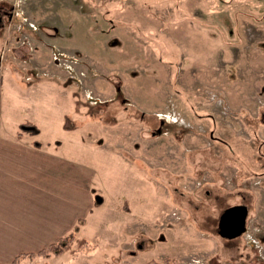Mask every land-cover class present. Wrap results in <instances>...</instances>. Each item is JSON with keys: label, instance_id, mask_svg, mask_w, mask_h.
Returning a JSON list of instances; mask_svg holds the SVG:
<instances>
[{"label": "rangeland", "instance_id": "374dc122", "mask_svg": "<svg viewBox=\"0 0 264 264\" xmlns=\"http://www.w3.org/2000/svg\"><path fill=\"white\" fill-rule=\"evenodd\" d=\"M1 9L0 68L44 86L12 93L15 123L91 167L102 204L68 251L17 264H264V0ZM237 205L246 231L221 238Z\"/></svg>", "mask_w": 264, "mask_h": 264}, {"label": "crops", "instance_id": "0c3cea01", "mask_svg": "<svg viewBox=\"0 0 264 264\" xmlns=\"http://www.w3.org/2000/svg\"><path fill=\"white\" fill-rule=\"evenodd\" d=\"M0 72V264H12L16 257L37 253L71 234L79 222L83 230L102 204L95 202L91 167L61 154L60 146L49 150V142L39 140L34 120L19 117L22 122L15 123L12 117V93L26 85L38 92L42 82L26 84L24 79L34 76L29 71L3 67ZM25 123L38 134L19 136Z\"/></svg>", "mask_w": 264, "mask_h": 264}, {"label": "water", "instance_id": "95a60500", "mask_svg": "<svg viewBox=\"0 0 264 264\" xmlns=\"http://www.w3.org/2000/svg\"><path fill=\"white\" fill-rule=\"evenodd\" d=\"M100 202V198L96 197ZM247 216V207L237 205L226 208L218 222V235L224 239H233L242 235L245 230V221Z\"/></svg>", "mask_w": 264, "mask_h": 264}, {"label": "trees", "instance_id": "16d2710c", "mask_svg": "<svg viewBox=\"0 0 264 264\" xmlns=\"http://www.w3.org/2000/svg\"><path fill=\"white\" fill-rule=\"evenodd\" d=\"M28 132V133H32L33 135H37L38 134V130L37 128L29 123H25L23 125H20L19 127V136L20 134L24 133V132ZM36 146V144H35ZM76 231V230H74ZM74 232H72L71 234L62 237L61 239H59L56 243H53L51 245H49L47 248L37 252V253H30V254H25V255H21L15 258V260L13 261L12 264H17L19 260L24 259V258H33V257H46V256H50L51 254H53L54 256H58L60 254H62L65 251H68L70 246H69V241L72 239L71 236ZM147 264H162V263H158V262H148Z\"/></svg>", "mask_w": 264, "mask_h": 264}, {"label": "flooded vegetation", "instance_id": "af4514ba", "mask_svg": "<svg viewBox=\"0 0 264 264\" xmlns=\"http://www.w3.org/2000/svg\"><path fill=\"white\" fill-rule=\"evenodd\" d=\"M5 14H7L6 11H2V9H1V12H0V28L2 27V24H1V23H2V20H3V18H5V16H6ZM10 16H11V15L9 14L8 17H10ZM160 123L162 124V123H164V122L160 119ZM158 131H159V129H158ZM224 210H225V209H224ZM221 214H222V213H221ZM220 216H221V215H220ZM246 217H247V216H246ZM219 218H220V217H219ZM218 222H219V219H218ZM245 231H246V221H245V230H244V232H245ZM244 232H243V233H244ZM217 233H218V223H217ZM243 233H242V234H243Z\"/></svg>", "mask_w": 264, "mask_h": 264}]
</instances>
